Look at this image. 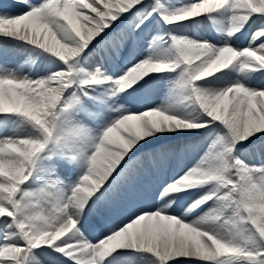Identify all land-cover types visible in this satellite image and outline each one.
Segmentation results:
<instances>
[{"label": "snow or ice", "instance_id": "snow-or-ice-1", "mask_svg": "<svg viewBox=\"0 0 264 264\" xmlns=\"http://www.w3.org/2000/svg\"><path fill=\"white\" fill-rule=\"evenodd\" d=\"M5 132L0 264H264V0H0Z\"/></svg>", "mask_w": 264, "mask_h": 264}, {"label": "bare ground", "instance_id": "bare-ground-1", "mask_svg": "<svg viewBox=\"0 0 264 264\" xmlns=\"http://www.w3.org/2000/svg\"><path fill=\"white\" fill-rule=\"evenodd\" d=\"M172 4H174V3H172ZM176 4V3H175ZM176 5H178V4H176ZM197 22H195V23H193V25H197L196 24ZM189 24H186V25H180V26H173V27H171V28H174L173 30L174 31H176V32H179V33H183V34H185V33H188L189 32V34H194V32H193V30H188L187 29V26H188ZM160 28L161 29H164V26L162 25V24H160ZM202 32V31H201ZM217 36V35H216ZM199 37L200 38H203V39H207V40H212V38L209 36V35H206L204 32L203 33H200V35H199ZM217 39H219V37L217 36L216 37ZM230 43H232V45H234V46H236V45H239V46H241V44H245V43H247L243 38L240 40V41H236V39H235V37L233 38V39H231L230 41H229ZM11 47H15V46H11ZM17 48V47H16ZM144 54H148L147 53V50H145V52H144ZM21 55H23V57L21 56V57H19L18 59H19V62L20 63H23L24 62V60L25 59H27L28 58V56L30 55V52H29V49L28 48H23L22 49V51H21ZM35 56H37V55H34L33 54V57H35ZM28 67H30V66H27L26 65V69L28 68ZM110 66L109 65H107L106 66V68H109ZM125 68V67H124ZM113 71H112V75H114V74H119V72H117L116 70H114V69H112ZM108 75H110V73H108ZM214 79V78H213ZM205 86H207V85H205ZM151 99L153 100V103H157V105H159L162 101L161 100H163L164 99V96H162V99H161V97L159 96V97H151ZM187 112L188 113H191L192 115H196V113L194 112V110L192 109V108H188L187 109ZM181 114H186V113H181ZM10 135V134H9ZM90 239H91V237H90Z\"/></svg>", "mask_w": 264, "mask_h": 264}, {"label": "rangeland", "instance_id": "rangeland-1", "mask_svg": "<svg viewBox=\"0 0 264 264\" xmlns=\"http://www.w3.org/2000/svg\"><path fill=\"white\" fill-rule=\"evenodd\" d=\"M159 24H160V23H159ZM159 24L153 26V27H154V31L152 32L153 35H159V34H160L161 31H157V28H158ZM156 27H157V28H156ZM198 27H200V29L203 30V31H206V32L208 31V30L205 29V26H204L203 24H198V25H196V26H194V25H190V28H192V29H194V30L197 29ZM170 33H171V31H170ZM177 34H178V33H177ZM239 35H240V34H239ZM242 48H244V47H242ZM14 51L17 52V53L19 54L18 57L22 56V55H21V51H22V50H20V49H15ZM130 63H131V59L128 60V64H130ZM128 64H127V65H128ZM173 75H174V74H173ZM162 96H163V95L160 96L161 99H162ZM161 101H162V100H161ZM155 105H157V103H154V106H155Z\"/></svg>", "mask_w": 264, "mask_h": 264}]
</instances>
